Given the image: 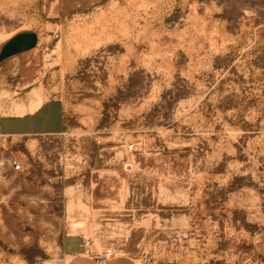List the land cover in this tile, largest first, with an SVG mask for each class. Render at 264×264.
Returning <instances> with one entry per match:
<instances>
[{"label": "rangeland", "instance_id": "rangeland-1", "mask_svg": "<svg viewBox=\"0 0 264 264\" xmlns=\"http://www.w3.org/2000/svg\"><path fill=\"white\" fill-rule=\"evenodd\" d=\"M20 32L0 103L65 126L0 133V264H264V0H0Z\"/></svg>", "mask_w": 264, "mask_h": 264}, {"label": "crops", "instance_id": "crops-1", "mask_svg": "<svg viewBox=\"0 0 264 264\" xmlns=\"http://www.w3.org/2000/svg\"><path fill=\"white\" fill-rule=\"evenodd\" d=\"M30 33L20 32L4 39L0 44V62L27 52L32 47ZM40 95L11 106L0 103V133L3 135L54 134L65 126L63 107L58 102H41L33 111L28 108ZM41 98V97H40ZM42 100V99H41Z\"/></svg>", "mask_w": 264, "mask_h": 264}, {"label": "built area", "instance_id": "built-area-1", "mask_svg": "<svg viewBox=\"0 0 264 264\" xmlns=\"http://www.w3.org/2000/svg\"><path fill=\"white\" fill-rule=\"evenodd\" d=\"M12 165L15 169H23L22 164L17 159H14L12 161ZM114 253V250L109 248L103 251L102 253L97 254L95 256V261L97 264H108L110 260L114 257Z\"/></svg>", "mask_w": 264, "mask_h": 264}, {"label": "bare ground", "instance_id": "bare-ground-1", "mask_svg": "<svg viewBox=\"0 0 264 264\" xmlns=\"http://www.w3.org/2000/svg\"><path fill=\"white\" fill-rule=\"evenodd\" d=\"M38 104H39V102L35 103L34 105L31 106L30 109L32 110V109L36 108L38 106Z\"/></svg>", "mask_w": 264, "mask_h": 264}]
</instances>
